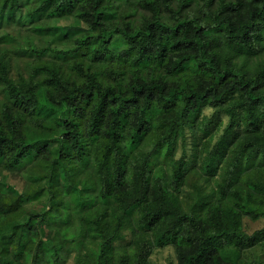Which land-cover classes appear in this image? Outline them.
I'll return each mask as SVG.
<instances>
[{
	"label": "trees",
	"instance_id": "trees-1",
	"mask_svg": "<svg viewBox=\"0 0 264 264\" xmlns=\"http://www.w3.org/2000/svg\"><path fill=\"white\" fill-rule=\"evenodd\" d=\"M195 1L0 0V264H149L166 246L258 264L264 225L242 218L264 219V58L239 60L264 56V0ZM206 107L222 136L173 160L186 130L209 135ZM192 168L217 180L183 207Z\"/></svg>",
	"mask_w": 264,
	"mask_h": 264
},
{
	"label": "rangeland",
	"instance_id": "rangeland-1",
	"mask_svg": "<svg viewBox=\"0 0 264 264\" xmlns=\"http://www.w3.org/2000/svg\"><path fill=\"white\" fill-rule=\"evenodd\" d=\"M174 5L172 8H174L177 4L175 1H173ZM202 6V0L195 1L194 3L190 4V7L188 8V12L190 14H198L199 9ZM169 14V13H168ZM168 17V15H167ZM118 21V19H116ZM151 20V14L139 10L137 12L136 17L134 18V27H141V25L148 23ZM263 55H259L257 57H253L250 55H246L244 57H241V60H239V64H244L246 68L251 69L255 65V61H258L259 59H263ZM16 61L13 60V64ZM17 64H22L21 62H17ZM16 64V65H17ZM21 66V65H20ZM18 69V68H17ZM17 69L12 68L10 71L11 77L16 78L17 77ZM22 71V69H21ZM1 96H0V103H1ZM214 109L206 107L202 109L200 112L198 118L196 119L195 126L202 120V118H211V123L208 126V132L209 135L203 136L201 130L197 127L195 132L192 133L190 130L185 131V138L178 141L177 148L175 152L172 155L173 160H178L183 153L186 154V157H190L192 154V150L195 145H197L199 148H201V143H205V147H202L204 149L210 150L212 146L217 142V140L222 136L229 118L224 113H219L217 116H214ZM31 120H28L26 123V130L27 133L33 135L40 131V129L35 126ZM183 140H185V143H182ZM190 167V165H189ZM191 168V167H190ZM217 178L209 176V175H202L199 173L196 169H191V171L187 175L186 184L183 186V191L180 193V202L183 207L188 206L192 203L194 197L200 192L203 195L209 196L212 191L214 190V183ZM9 184L12 186H15L18 191L22 190L23 184L17 179V177L12 178L9 176ZM197 189H196V188ZM81 185H77V190H80ZM264 225V219H258V220H252L250 217H243L242 218V227L243 231L246 234H252L253 232L261 229ZM131 242V233L129 231L125 232L123 235V239L121 242L117 243L116 246L120 247L121 249L126 248L128 244ZM73 254L69 258V261H67V264H73ZM244 257L247 261L251 262H257L258 264H264V245H257L254 248L246 251L244 254ZM149 264H176V254L175 249L173 246H166L164 248H155L149 259Z\"/></svg>",
	"mask_w": 264,
	"mask_h": 264
}]
</instances>
